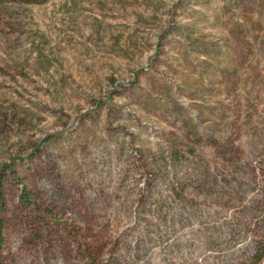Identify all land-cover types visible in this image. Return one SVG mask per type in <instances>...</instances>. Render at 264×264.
Masks as SVG:
<instances>
[{"label": "rangeland", "instance_id": "374dc122", "mask_svg": "<svg viewBox=\"0 0 264 264\" xmlns=\"http://www.w3.org/2000/svg\"><path fill=\"white\" fill-rule=\"evenodd\" d=\"M0 264H264V0H0Z\"/></svg>", "mask_w": 264, "mask_h": 264}, {"label": "trees", "instance_id": "16d2710c", "mask_svg": "<svg viewBox=\"0 0 264 264\" xmlns=\"http://www.w3.org/2000/svg\"><path fill=\"white\" fill-rule=\"evenodd\" d=\"M20 1L29 2L32 0H20ZM4 174H5L4 168H0V248L5 243V230H4V217H3V213L5 211V206H6L5 193H4V182H3ZM258 251H259V258H260L261 255L264 254V242L259 244Z\"/></svg>", "mask_w": 264, "mask_h": 264}]
</instances>
